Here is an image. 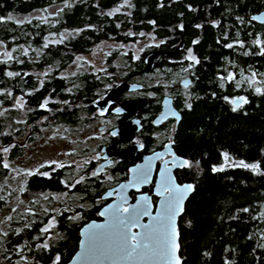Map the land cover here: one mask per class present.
<instances>
[{
  "label": "trees",
  "instance_id": "1",
  "mask_svg": "<svg viewBox=\"0 0 264 264\" xmlns=\"http://www.w3.org/2000/svg\"><path fill=\"white\" fill-rule=\"evenodd\" d=\"M62 2L56 13L46 17H15L36 9L47 11ZM263 8L264 0H0V41L12 53L10 58H0V105L8 111V116L0 114V180L8 174L3 167L5 143L24 135L28 126L37 133L50 123L77 124L87 103L102 93V76L91 69L71 76L60 74L77 54L88 53L104 40L133 42L142 32L152 33L159 42L137 58L142 67L152 49L175 48L169 36L178 40L182 36L186 44H194L197 24L205 20L203 39L195 48L209 52L211 61L204 64L203 72L209 78L212 63L225 51V39L217 42L223 37L216 35L219 29L209 18L230 14L234 43L251 46V30L262 29L258 23L250 27L249 20L254 22L252 15ZM234 48L239 68L249 67L251 51L238 54ZM260 60L264 64V56ZM108 64L111 72L105 76H118L121 71ZM9 72L19 75L9 76ZM203 80L197 84L205 97L184 109L179 134V149L193 165L185 169L183 178L195 184L178 225L182 264H264V92L257 102L233 111L213 102L210 85ZM18 96L25 99L26 117L16 126L19 114L13 105ZM23 147L15 143L11 157L21 155ZM221 150L233 162L222 171H213V163L223 161ZM241 161L258 164L259 169L235 166ZM32 173L25 176L23 193H52L29 198L25 210L16 205L8 215L4 213L8 224L6 229L0 224L1 262L54 264L59 255L60 264H65L78 249L81 227L100 218L101 206L88 202L101 195L105 186L86 170L75 172L71 165L46 164ZM65 191L68 196L56 201L53 193ZM12 196L13 191L7 190L0 195V212ZM53 221L49 232L56 236L48 238L49 232L42 229ZM44 244L49 247L43 248Z\"/></svg>",
  "mask_w": 264,
  "mask_h": 264
},
{
  "label": "flooded vegetation",
  "instance_id": "2",
  "mask_svg": "<svg viewBox=\"0 0 264 264\" xmlns=\"http://www.w3.org/2000/svg\"><path fill=\"white\" fill-rule=\"evenodd\" d=\"M227 6L223 7V9H227ZM231 19L232 16L228 13L209 18L208 22L219 29L218 33L216 30V35L219 34L223 37L222 40H217V42L222 43L225 39L224 44H222L225 51L221 53L219 61L212 63L214 68L213 71H210L211 75L209 78L203 77V72L206 68L204 64L211 61L209 52L202 53L195 48L203 39L202 33L205 32L203 29V25L206 23L205 20L199 21L197 24V26H200V30L198 29L196 33L194 44L188 45L185 41L181 44L182 36L180 40L169 36L168 38L173 42L170 46H175L174 49L165 51L162 48L152 49L151 52L161 50L162 53L156 58L151 69H145L147 56L150 52L145 57L142 67H138L137 58L129 57L127 63L121 66L122 70L118 73V76L101 77L102 93H99L95 99L87 103L83 111L82 120L77 122V124H83L87 139L95 143L93 151L95 154L89 159L83 170L89 172L91 177H94L98 182L101 181L105 186V189L101 191V195L93 196L88 202L89 204L93 202L94 206L100 205L101 209L115 199L117 197L115 195L110 198H104L103 194L108 189L114 188L122 181L127 180L131 168L139 163L144 156L155 152L164 153L163 158L157 159L155 162L151 184L141 185L138 190H129L131 197L151 191V185L156 183L159 171L164 166V161H169V166L173 165L171 163L173 154L177 158L185 157L189 159L179 149L181 143L179 134L184 109L188 104L192 106L193 100L195 102V100L205 97V91L201 85L198 86L197 81L205 83L203 79H207L206 82L208 81L209 90L212 93L211 98L215 99L213 102L220 105L224 103L231 110L234 106L230 101L235 98H244L246 100V103H242L240 108L246 104H251L252 101L257 102V98L264 92V64L260 60V57L264 56V54H261L264 52V23L255 19L254 22L249 20L250 27L258 23L262 30L256 32L253 28L251 31H253L254 45L245 46V43H234ZM257 40L261 43L257 44ZM179 43L181 46L177 48ZM228 45H232V47H228ZM234 45L239 50L238 54L251 51L249 55L253 61L249 67L239 68V64L233 56ZM162 55H164V58H160ZM190 56H194L198 62L189 59ZM114 58L113 56L110 59ZM186 79H189V83H186ZM123 82L128 84L137 83L142 86L135 89L129 88L120 94L108 96L111 90ZM257 88L262 91L258 93L256 91ZM138 99H147V103L140 105L135 102ZM165 99H170L177 109L178 121L176 117L169 116L163 122H160L161 120L158 117L164 110ZM116 108H120L121 112L117 113L115 111ZM101 111H103V115H101ZM3 114L8 116V111ZM6 122V129L9 130L8 120ZM30 131V138H35L37 133L32 132L31 128ZM113 131L117 132L116 136L111 135ZM6 134L8 135V131ZM12 142H15V140L5 143L4 147H9ZM140 144L143 145V148L139 147ZM14 146L15 143L10 147L7 156L8 161ZM224 153L222 150L220 151V157L223 158V161L219 162V160L213 163V168H223V166L228 164L224 159ZM96 157H99V159ZM102 165L104 166L103 171L98 176L92 175ZM185 169L187 167L175 166L173 168V173L178 183L191 182L183 178ZM193 185L195 186L194 183ZM112 193L114 194L116 191ZM150 197L154 208H156L160 196L155 192H151ZM184 213L179 216V219Z\"/></svg>",
  "mask_w": 264,
  "mask_h": 264
},
{
  "label": "snow or ice",
  "instance_id": "3",
  "mask_svg": "<svg viewBox=\"0 0 264 264\" xmlns=\"http://www.w3.org/2000/svg\"><path fill=\"white\" fill-rule=\"evenodd\" d=\"M252 19H259V17H253ZM0 20H3V18H0ZM180 27L182 28L183 25ZM197 27L200 26L198 25ZM256 43L260 44L261 42L257 40ZM228 47H232V45H228ZM261 54H264V52ZM10 57L11 54L9 53ZM189 59L196 61L194 56H190ZM7 75L15 76L19 74L9 72ZM256 91L259 93L262 90L257 88ZM230 103L234 106L233 111H236L242 103H246V100L238 98L231 100ZM18 106L23 107V104L18 103ZM45 106L41 105V107ZM187 107L190 108L191 105L188 104ZM115 111L120 113L121 109L116 108ZM103 114V111H101V115ZM171 115L176 117L177 121L179 120L177 113L172 112ZM167 116L168 113H165L161 117L160 122H163ZM111 135L116 136L117 132L113 131ZM139 147L143 148V145L140 144ZM9 151L10 148L8 147L2 149L3 153H8ZM223 155L225 161L231 165L228 154L224 153ZM96 158L99 159V157ZM162 158V153H156L154 156L147 158L145 165H138L132 168L130 171L133 173V178L128 185H121V190L126 187L139 189L141 185L149 184L151 182L152 162L154 159ZM53 163L59 162H49V164ZM171 163L181 168L193 166L189 161L179 159L174 154ZM64 166L63 164H59V167ZM235 166L250 168L253 171L259 169L258 164H246L243 161ZM3 167L9 168L10 165L4 163ZM41 167H44V165H41ZM103 168L104 166L102 165L92 175L98 176L103 171ZM222 170L223 168H213V171ZM28 174L31 175L33 173L29 172ZM44 175H48V173H44ZM160 177L161 181L156 187L157 195L162 197V199L160 201V208L155 215L151 211L152 205L147 195L142 194L136 204H129L127 197L121 196L119 203L109 204L99 213L100 216L108 218L105 223L97 224L96 222H92L83 230L82 235L84 239L80 241L81 251L77 253L75 259L119 258L126 261L158 259L166 262V264H182L178 256L179 230L177 227V217L182 214L184 202L195 190V186L192 184H177L171 175L169 161L167 160L164 161V167L160 170ZM82 179L76 181V183L82 182ZM74 186L75 184L71 185V187ZM108 195L111 196L112 193L110 192ZM244 211H248V209ZM143 217H149V222L146 224L142 223ZM77 218L72 217V219ZM7 219L11 220L12 217L9 216ZM52 227H54V221L43 228L42 231L45 233L49 232ZM137 228L140 231H134ZM3 235H7V233H3ZM42 247L47 249L49 245L44 244ZM60 260L61 257L57 255L54 264H60Z\"/></svg>",
  "mask_w": 264,
  "mask_h": 264
},
{
  "label": "rangeland",
  "instance_id": "4",
  "mask_svg": "<svg viewBox=\"0 0 264 264\" xmlns=\"http://www.w3.org/2000/svg\"><path fill=\"white\" fill-rule=\"evenodd\" d=\"M63 5L64 3L62 2L49 7L47 11L36 9L29 13L15 14V17L20 20H26L36 16L46 17L56 13L58 8ZM64 36H66V33H64ZM158 42L159 39H157L155 35L146 32H142L141 36L133 42L104 40L99 42L88 53L77 54L74 60L60 71V74L71 76L80 71L91 69L95 73L100 74V76H105L111 72L108 68V63H111L114 68L121 71V66L127 63L129 57H140L149 46ZM9 53L12 57L11 50L5 43L0 41V58H9ZM113 56L115 57L114 59L108 60V58H112ZM18 103L23 104V107H19ZM13 107L19 114L16 121L17 126V123H19L20 120H24L26 117L25 99L22 96H18ZM5 111L6 107L3 108L0 105V113H4ZM42 121H46V119ZM30 128L31 127L28 126L25 134L16 138L15 142L10 143L8 147L10 148L13 143L22 144L24 147L21 155L16 157H11L10 155V160L8 161L7 156L9 152L4 153V161L8 163L10 167L7 168L8 174L4 175L0 180V195H5V190H7V193L13 191V196L7 198V205L2 209L3 212H0V224L2 225V229H6L8 224V221L3 219L6 217L4 213L8 215L10 209L14 208L16 205L24 209L29 198L37 199L42 196L46 197L52 193L44 192L42 194H37L35 192H29L28 195H25L23 193L25 189V176H27L29 172L36 171L41 165H49V162L55 161L59 163H53L54 165H71L74 171L79 173L83 171L84 166L95 154L93 152L95 143L87 139L86 131L81 123H50L42 126L35 138H30ZM232 162L233 161H231V163ZM53 196L55 200L58 201V199L68 196V192L65 191L60 194L53 193ZM52 234H54L53 231L49 232L48 238L56 236V234ZM1 261L2 259L0 258V264H2Z\"/></svg>",
  "mask_w": 264,
  "mask_h": 264
},
{
  "label": "water",
  "instance_id": "5",
  "mask_svg": "<svg viewBox=\"0 0 264 264\" xmlns=\"http://www.w3.org/2000/svg\"><path fill=\"white\" fill-rule=\"evenodd\" d=\"M253 17H259V19H255V20H257V21H259V22H263L264 23V9L263 10H261V11H259V12H257V13H254L253 15H252V18ZM184 39H183V37H182V41H181V44H183L184 42ZM162 53V51L161 50H155V51H153V52H151L148 56H147V60H146V63H147V66L145 67V69L146 70H149V69H151L152 68V65H153V63H154V61L156 60V58L160 55ZM186 83H189V79H186ZM142 85L141 84H137V83H132V84H128V83H126V82H123V83H121L119 86H117L115 89H113V90H111L110 92H109V95L108 96H113V94H120L121 92H123V91H125V90H127V89H129V88H131V89H135V88H140ZM235 99H238V98H235ZM169 101V102H168ZM135 102L136 103H139L140 105H144V104H146L147 103V99H138V100H135ZM165 107H164V110H163V112L159 115V120H161V117L165 114V113H168V116L167 117H169V116H172L171 115V113L172 112H175V113H177V109L174 107V105L172 104V101L169 99V100H166L165 99ZM167 102V103H166ZM156 153H162V152H155V153H152V154H149V155H147V156H144V157H142L141 159H140V161H139V163H137L135 166H133L132 168H134V167H136V166H138V165H145L146 163H147V158L148 157H152V156H154ZM162 154H164V153H162ZM179 159H183V160H187L188 161V159L187 158H185V157H180ZM156 160L157 159H154L153 160V162H152V170H151V179H152V175H153V171H154V167H155V162H156ZM164 166H162V168H163ZM170 167V170H171V175L173 176V178H174V180H175V182L177 183V184H179V185H184V184H192L191 182H184V183H178L177 182V180H176V178H175V175H174V173H173V168L175 167V165H171V166H169ZM131 168V169H132ZM161 168V169H162ZM132 178H133V173L132 172H130V175H129V178L127 179V180H125V181H122L121 183H119L117 186H115L114 188H110V189H108L104 194H103V197L104 198H110V197H112V196H117L115 199H113L111 202H109V203H107L106 205H104L101 209H100V211H99V213L101 212V211H103L109 204H113V203H119L120 202V197L121 196H125V197H127V199H128V203L129 204H136L137 202H138V198L142 195V194H140V195H138V196H136V197H131L130 196V194H129V190H131V189H136V188H132V187H126V188H124L123 190H121V185H128L129 184V182L132 180ZM160 181H161V177H160V171H159V176H158V179H157V181H156V183L154 184V185H151L152 187H151V191L150 192H148V193H144V195H147L149 198H150V203H151V205H152V208H151V211H152V213H153V215H155L156 213H157V211L159 210V208H160V201H161V199H162V197H160V200H159V202H158V204H157V207L156 208H154V204H153V202H152V200H151V197H150V194H151V192H155V193H157V185L160 183ZM149 184H151V182L149 183ZM193 185V184H192ZM140 188H141V186H140ZM139 188V189H140ZM138 190V189H137ZM116 191V193H112V192H115ZM112 193V195L111 196H109L108 195V193ZM193 193V192H192ZM191 193V194H192ZM190 194V195H191ZM190 195H189V197H190ZM188 197V198H189ZM188 198L186 199V201L184 202V205H183V212H182V214L184 213V211H185V205H186V202H187V200H188ZM155 209V210H154ZM182 214H180V215H182ZM179 215V216H180ZM179 216L177 217V227H178V225H179ZM99 217L100 218H96V219H91V220H89L88 222H86L82 227H81V229H80V241L82 240V239H84V236L82 235V233H83V230L89 225V224H91L92 222H96L97 224H101V223H105L106 222V220L108 219L107 217H102V216H100L99 215ZM142 223H148L149 222V217H143V219H142V221H141ZM178 230H179V227H178ZM134 231H140V229H134ZM178 243H179V250H178V256H179V258H180V260H181V262H182V257H181V255H180V231H179V240H178ZM81 251V249H80V242H79V246H78V249H77V251L75 252V254L72 256V258L67 262V263H65V264H166V262H164V261H161V260H158V259H151V260H136V261H126V260H122V259H119V258H93V259H87V260H76L75 259V257H76V255H77V253H79Z\"/></svg>",
  "mask_w": 264,
  "mask_h": 264
}]
</instances>
